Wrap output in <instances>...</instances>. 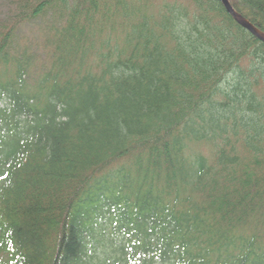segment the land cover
<instances>
[{
	"label": "trees",
	"instance_id": "16d2710c",
	"mask_svg": "<svg viewBox=\"0 0 264 264\" xmlns=\"http://www.w3.org/2000/svg\"><path fill=\"white\" fill-rule=\"evenodd\" d=\"M0 1V264H264L262 42L218 0Z\"/></svg>",
	"mask_w": 264,
	"mask_h": 264
},
{
	"label": "water",
	"instance_id": "95a60500",
	"mask_svg": "<svg viewBox=\"0 0 264 264\" xmlns=\"http://www.w3.org/2000/svg\"><path fill=\"white\" fill-rule=\"evenodd\" d=\"M226 13L232 17V19L236 22L237 25L245 29L252 36H254L257 40L264 44V33L255 28L248 20L238 14L233 7L231 6L229 0H218Z\"/></svg>",
	"mask_w": 264,
	"mask_h": 264
},
{
	"label": "rangeland",
	"instance_id": "374dc122",
	"mask_svg": "<svg viewBox=\"0 0 264 264\" xmlns=\"http://www.w3.org/2000/svg\"><path fill=\"white\" fill-rule=\"evenodd\" d=\"M8 10H7V6L5 2H1L0 1V18H3L5 15H7ZM33 37L32 34H30V32L28 31V29H24V27H22L15 39H14V46L17 48V50H22L23 45H30L31 43V38Z\"/></svg>",
	"mask_w": 264,
	"mask_h": 264
}]
</instances>
